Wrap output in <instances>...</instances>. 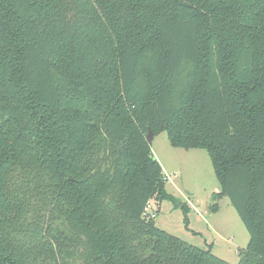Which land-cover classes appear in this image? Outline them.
Masks as SVG:
<instances>
[{
  "label": "trees",
  "instance_id": "1",
  "mask_svg": "<svg viewBox=\"0 0 264 264\" xmlns=\"http://www.w3.org/2000/svg\"><path fill=\"white\" fill-rule=\"evenodd\" d=\"M148 129L207 152L264 264V0H0V264H231L143 216Z\"/></svg>",
  "mask_w": 264,
  "mask_h": 264
},
{
  "label": "rangeland",
  "instance_id": "2",
  "mask_svg": "<svg viewBox=\"0 0 264 264\" xmlns=\"http://www.w3.org/2000/svg\"><path fill=\"white\" fill-rule=\"evenodd\" d=\"M150 148L165 174L169 195L161 200L152 197L156 226L236 264L249 235L229 199L215 198L220 187L207 152L172 147L165 131L153 136Z\"/></svg>",
  "mask_w": 264,
  "mask_h": 264
},
{
  "label": "built area",
  "instance_id": "3",
  "mask_svg": "<svg viewBox=\"0 0 264 264\" xmlns=\"http://www.w3.org/2000/svg\"><path fill=\"white\" fill-rule=\"evenodd\" d=\"M164 179H166L165 174H164ZM154 202L151 199H148L144 205L143 208V216L147 219H154L157 214V206L153 204Z\"/></svg>",
  "mask_w": 264,
  "mask_h": 264
},
{
  "label": "water",
  "instance_id": "4",
  "mask_svg": "<svg viewBox=\"0 0 264 264\" xmlns=\"http://www.w3.org/2000/svg\"><path fill=\"white\" fill-rule=\"evenodd\" d=\"M152 139H153L152 131H151V129H148L147 136H146V140H147V142H148L149 145L152 142Z\"/></svg>",
  "mask_w": 264,
  "mask_h": 264
},
{
  "label": "crops",
  "instance_id": "5",
  "mask_svg": "<svg viewBox=\"0 0 264 264\" xmlns=\"http://www.w3.org/2000/svg\"><path fill=\"white\" fill-rule=\"evenodd\" d=\"M160 164V163H159ZM162 168V167H161Z\"/></svg>",
  "mask_w": 264,
  "mask_h": 264
}]
</instances>
